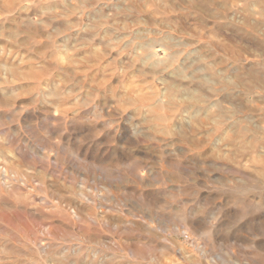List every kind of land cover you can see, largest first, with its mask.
Listing matches in <instances>:
<instances>
[{
	"label": "rangeland",
	"instance_id": "rangeland-1",
	"mask_svg": "<svg viewBox=\"0 0 264 264\" xmlns=\"http://www.w3.org/2000/svg\"><path fill=\"white\" fill-rule=\"evenodd\" d=\"M0 264H264V0H0Z\"/></svg>",
	"mask_w": 264,
	"mask_h": 264
}]
</instances>
